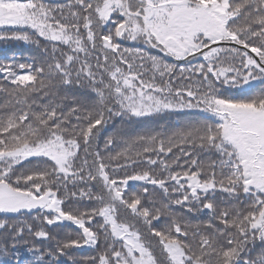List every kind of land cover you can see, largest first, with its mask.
Segmentation results:
<instances>
[{
	"label": "snow or ice",
	"instance_id": "6c2138e0",
	"mask_svg": "<svg viewBox=\"0 0 264 264\" xmlns=\"http://www.w3.org/2000/svg\"><path fill=\"white\" fill-rule=\"evenodd\" d=\"M11 41L0 264H264V0H0Z\"/></svg>",
	"mask_w": 264,
	"mask_h": 264
},
{
	"label": "trees",
	"instance_id": "16d2710c",
	"mask_svg": "<svg viewBox=\"0 0 264 264\" xmlns=\"http://www.w3.org/2000/svg\"><path fill=\"white\" fill-rule=\"evenodd\" d=\"M58 2H63V0H58ZM13 55H16L17 58L20 60H26L31 57H35L37 58V60H40L42 58L39 49L36 48L34 45L25 44L19 41L0 42V61H7ZM87 98L88 97L86 95L85 99ZM197 118H199L198 114H166L164 116L156 118V120H150L147 122L132 125L121 124V122L117 119L113 124L109 125L107 133L109 135H131L136 132H143L149 128H155L160 124L167 125L169 128H177L182 126L186 121L195 120ZM70 229L74 230V226L68 225L65 228L54 229V231H57L59 234L62 235L65 231H68ZM44 243L46 244L47 242ZM20 251L22 253V260L30 261L32 259V256L23 248H21ZM91 254V250L87 248L79 250L77 253V255L81 257L88 256Z\"/></svg>",
	"mask_w": 264,
	"mask_h": 264
}]
</instances>
